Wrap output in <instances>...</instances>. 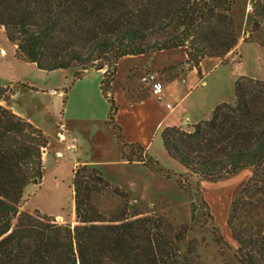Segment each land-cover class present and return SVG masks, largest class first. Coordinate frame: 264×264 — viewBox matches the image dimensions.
<instances>
[{"label": "trees", "instance_id": "obj_1", "mask_svg": "<svg viewBox=\"0 0 264 264\" xmlns=\"http://www.w3.org/2000/svg\"><path fill=\"white\" fill-rule=\"evenodd\" d=\"M231 4L232 0H0V29L17 46L16 57L40 70L74 67V78L79 79L87 70L104 69L100 89L109 104L106 123L115 128L122 158L140 161L151 172L168 177L169 170L141 145L128 143L115 123L118 106L111 91L117 64L128 55L174 48H185L191 66L207 56L223 59L238 44ZM257 8L262 14L264 3L255 2L254 17ZM254 17L257 30L260 22ZM0 99L8 102L10 97ZM160 136L168 155L185 168L177 179L181 188L192 178L216 181L242 169L251 171L226 222L238 264H264V80L239 76L234 102L218 104L209 119L190 130L166 127ZM47 146L40 127L0 104V264H203V239L193 236L194 212L188 221L143 212L131 215L129 206H134L128 204L127 193L92 164L73 170L74 223L58 222L39 211H20L27 186L42 182ZM109 189L123 199L111 217L96 202ZM214 239L224 241L221 235Z\"/></svg>", "mask_w": 264, "mask_h": 264}, {"label": "rangeland", "instance_id": "obj_2", "mask_svg": "<svg viewBox=\"0 0 264 264\" xmlns=\"http://www.w3.org/2000/svg\"><path fill=\"white\" fill-rule=\"evenodd\" d=\"M256 1L259 5L264 3V0H232L230 14L234 20L238 44L235 50L223 57L225 63L209 78L211 82L216 77L220 78L221 84L216 89L230 103L235 100V82L239 76L264 80V11L262 14L258 13L257 8L255 10L256 16L252 15ZM253 17L260 22L257 30L252 25ZM182 49L185 51V48L174 50L178 51V58L183 56ZM189 49L192 47L190 46ZM76 70L77 68L73 67L65 72L59 70L43 71L42 74H39L38 72L34 73L29 67L20 68L10 60L0 58V86L7 85L0 87V95L10 97L15 94L12 101L14 106L43 122L52 145L55 147L60 146L57 133L60 131L61 122L68 126L67 130L63 129L67 135V141L62 146L63 155L61 157L54 155L49 157L44 168L43 183L41 185L31 183L35 186L25 190L19 206L20 211L31 213L39 210L40 213H61L64 222L62 219L58 221L57 217H53L62 223H72L73 220L71 207L73 204L74 160L79 157L81 161H92L100 164L117 157L123 159L122 150L116 140L115 128L107 123L108 127H104L100 123L95 126L92 123L91 116L99 112L101 106L104 105L103 102L95 95L89 94L82 102V108L79 109L80 102L74 96L75 91L72 90L77 80L74 78V71ZM48 83L63 93L59 95L57 93H42L40 90H38L40 92H36V87ZM32 86H36L35 89ZM11 91L14 93L11 94ZM69 101L70 108L67 112ZM82 128L88 132L84 136L85 141L81 143L82 145L78 146L76 141L74 149L67 147L73 137L81 138L79 132L82 131ZM184 128L190 130L192 125L190 127L184 126ZM71 131L72 135H70ZM160 139L159 134L149 154L157 158L163 168L169 170L170 176L155 174L144 166L148 170L150 178L146 179V185L135 186V191V187L131 183H124L125 177L121 176L123 170L130 169L129 166L107 165L102 166L103 168L100 167V169L105 172L104 175L107 179L127 193L128 204L134 206L132 208L129 206L131 215L143 212L145 215H166L170 218L188 221L194 212L195 230L193 236L203 239L200 246L203 264H238L234 252L236 243L231 237L226 220L232 201L245 186L251 171L242 169L216 181L192 178L185 182L184 187L181 188L177 179L185 171V168L168 155L160 143ZM47 151L48 147L44 153ZM120 152L121 156L119 155ZM127 153L131 154L129 149ZM126 188L133 190V192ZM96 202L100 211L111 217L117 207L123 204V199L109 189L102 192ZM209 214L213 217L212 221L209 220ZM212 225H215L217 229L213 230ZM215 235H221L224 241L216 242Z\"/></svg>", "mask_w": 264, "mask_h": 264}, {"label": "crops", "instance_id": "obj_3", "mask_svg": "<svg viewBox=\"0 0 264 264\" xmlns=\"http://www.w3.org/2000/svg\"><path fill=\"white\" fill-rule=\"evenodd\" d=\"M16 48L17 46L15 44L9 42L4 30L0 29V58L4 60L7 59L8 61L10 60L20 68L29 67L34 73H43L44 70L41 71L37 69L35 64L20 61L16 57ZM176 49L181 48L160 50L141 55H128L121 58L117 64L116 79L112 85L111 91L118 105L115 123L122 128L123 135L128 143L139 144L144 147L148 153L161 130L164 128L184 126L183 121L185 118H189L192 124L207 120L218 104L227 102V99L216 89L217 86L221 84L220 78L218 79L216 77L212 82L209 81L212 73L216 72L220 66L225 63L223 59L207 56L201 60L198 66H191L187 62L186 52L182 49L183 56L178 58V51H174ZM59 71L65 72L66 70ZM104 72V69L100 71L95 69L87 70L81 78L76 80L72 90L75 91L74 96H76L80 102L79 109L82 108V102L89 94L95 95L96 98L103 102L104 105L101 106L97 114L91 116V120L95 126L100 123L104 127H108L106 121L108 119L109 104L100 89ZM157 80L163 82L162 100H159L152 91V85ZM6 86L7 85H3L0 87ZM36 89V92L41 91L42 93H57L59 95L63 93L49 83L41 87H36ZM14 95L15 94L10 96L8 102L1 99L0 104L11 108L15 113L26 118L44 131L48 138V151L47 153H43V165L45 168L46 162L51 155L56 157H61L63 155L62 146L67 141V135L63 132V129L67 130L68 126L61 122L60 131L57 133L59 136L58 144L60 146L55 147L52 145L50 136L46 132L43 122L14 106L12 103ZM68 105L67 112L70 108V101ZM70 133V135H72V131ZM62 134L65 139H63ZM87 134L88 132L82 128V131L79 132L81 138L76 136L75 144L77 141L78 146H80V144L85 141L84 136ZM160 143L163 145L162 138L160 139ZM69 145L70 144H68L67 147H69ZM119 155L121 156V152ZM79 159L78 157L74 160L73 170L79 164L85 163L95 165L99 168L117 164L129 166V170L120 172L121 176L125 177L124 183H131L134 187L137 185H146V179L150 178L148 170L144 167L142 162L137 160L129 163L127 160L117 157L113 160H106L100 164H96L92 161H81ZM102 172L105 173L103 170ZM152 178L154 179L155 177ZM43 181L44 176L39 185H41ZM31 186L35 185L30 184L27 188L29 189ZM126 189L133 192V190L129 188ZM29 203H31L30 200ZM36 209L39 210L38 208ZM71 209L73 210V223L74 201ZM45 214L57 217V219L61 218L62 222H64L63 214L61 213Z\"/></svg>", "mask_w": 264, "mask_h": 264}, {"label": "built area", "instance_id": "obj_4", "mask_svg": "<svg viewBox=\"0 0 264 264\" xmlns=\"http://www.w3.org/2000/svg\"><path fill=\"white\" fill-rule=\"evenodd\" d=\"M152 91L153 93L157 96V98L159 100H162L163 99V95H162V92H163V82L161 80H157L153 83L152 85ZM183 124L184 126L186 127H190L191 125L193 126V124L191 123L190 119L189 118H185L184 121H183ZM63 136V139H65L64 135L62 134ZM75 137H73L71 139V142H70V145H69V148L70 149H74L76 147V144H75ZM46 150V148H44V151Z\"/></svg>", "mask_w": 264, "mask_h": 264}, {"label": "water", "instance_id": "obj_5", "mask_svg": "<svg viewBox=\"0 0 264 264\" xmlns=\"http://www.w3.org/2000/svg\"><path fill=\"white\" fill-rule=\"evenodd\" d=\"M61 218H58V221L60 220Z\"/></svg>", "mask_w": 264, "mask_h": 264}]
</instances>
